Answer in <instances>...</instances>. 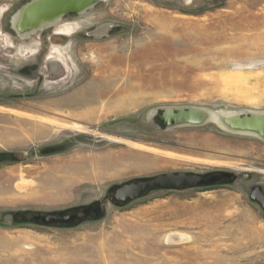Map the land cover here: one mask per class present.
<instances>
[{"label": "rangeland", "instance_id": "374dc122", "mask_svg": "<svg viewBox=\"0 0 264 264\" xmlns=\"http://www.w3.org/2000/svg\"><path fill=\"white\" fill-rule=\"evenodd\" d=\"M30 1L0 0V264H264V136L167 114L264 112V0H102L21 38ZM168 174L214 181L120 193Z\"/></svg>", "mask_w": 264, "mask_h": 264}, {"label": "bare ground", "instance_id": "6f19581e", "mask_svg": "<svg viewBox=\"0 0 264 264\" xmlns=\"http://www.w3.org/2000/svg\"><path fill=\"white\" fill-rule=\"evenodd\" d=\"M45 1H47V0H31L30 2L23 5L20 9H18L13 14V16L10 19V26H11L12 30H14V32L18 36H20L21 38H26L35 32L44 31L48 28H51V27L57 25L58 22L65 15L70 14V13L61 14L59 12L54 11V9L49 7V6H44V7L38 6L40 3H43ZM99 1H102V0H94V3H92L88 7L81 9V10H77L73 13H81V12L85 11L86 9L93 7ZM102 31L105 32L106 29L104 28V29L99 30V32H102ZM52 58L53 57L51 56L49 61H50V63L53 64V66H55V61L57 62V60L52 59ZM116 78H117V76H116ZM107 85H108V83H107ZM132 90L134 91V89H132ZM140 90H142V89H140ZM145 93L147 94V92H145ZM117 97H119V96H117ZM86 101H87V99H86ZM94 103H96V102H94ZM97 104H99V103H97ZM84 105H82V106H84ZM197 110L209 112V116L206 115L203 118V120H208V121L214 123L220 129L227 131V132H230V133H239L242 135L262 137L261 133H258V132H259V130H260V132H264V112H251V113H247L245 115H242L238 112H233V111H220V110L211 111V110H203V109H197ZM45 129H47V127H45ZM37 131L38 130H36V132ZM41 131L42 130H39L38 132H41ZM46 131H48V129ZM170 239L177 240V239H180V237H179V235L178 236L176 235V236L170 237Z\"/></svg>", "mask_w": 264, "mask_h": 264}, {"label": "water", "instance_id": "95a60500", "mask_svg": "<svg viewBox=\"0 0 264 264\" xmlns=\"http://www.w3.org/2000/svg\"><path fill=\"white\" fill-rule=\"evenodd\" d=\"M94 3V0H47L43 3H40L39 7L49 6L54 9V11L61 14L64 13H73L77 10L84 9ZM169 116L175 117L177 120H183L187 123H197L202 121L203 118L208 115L209 112L200 111L197 109H189L188 111H179L178 114L172 115L171 111L167 112ZM264 136V132H259ZM215 179H218L215 178ZM214 179H205L197 175H186V174H168L165 176H160L155 179H152L149 182L139 183L134 186L123 187L120 191L123 195L127 190H136L142 191L147 188H160L166 190H180L200 184H212Z\"/></svg>", "mask_w": 264, "mask_h": 264}]
</instances>
